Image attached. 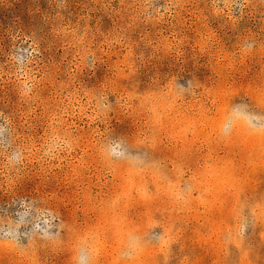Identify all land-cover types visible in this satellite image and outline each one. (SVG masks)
I'll return each mask as SVG.
<instances>
[{"label": "rangeland", "instance_id": "rangeland-1", "mask_svg": "<svg viewBox=\"0 0 264 264\" xmlns=\"http://www.w3.org/2000/svg\"><path fill=\"white\" fill-rule=\"evenodd\" d=\"M0 264H264V0H0Z\"/></svg>", "mask_w": 264, "mask_h": 264}]
</instances>
